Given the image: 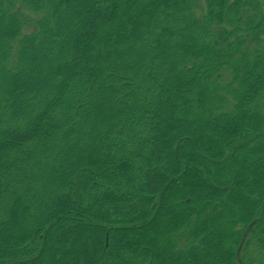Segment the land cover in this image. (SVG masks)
I'll use <instances>...</instances> for the list:
<instances>
[{
	"label": "trees",
	"instance_id": "16d2710c",
	"mask_svg": "<svg viewBox=\"0 0 264 264\" xmlns=\"http://www.w3.org/2000/svg\"><path fill=\"white\" fill-rule=\"evenodd\" d=\"M0 264H264V0H0Z\"/></svg>",
	"mask_w": 264,
	"mask_h": 264
},
{
	"label": "rangeland",
	"instance_id": "374dc122",
	"mask_svg": "<svg viewBox=\"0 0 264 264\" xmlns=\"http://www.w3.org/2000/svg\"><path fill=\"white\" fill-rule=\"evenodd\" d=\"M203 1V0H202Z\"/></svg>",
	"mask_w": 264,
	"mask_h": 264
}]
</instances>
